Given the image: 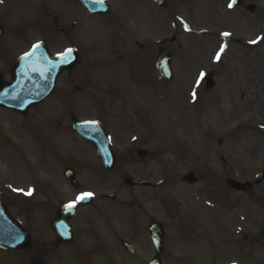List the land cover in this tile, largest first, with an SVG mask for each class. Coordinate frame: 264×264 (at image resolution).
Masks as SVG:
<instances>
[{"label":"rangeland","instance_id":"obj_1","mask_svg":"<svg viewBox=\"0 0 264 264\" xmlns=\"http://www.w3.org/2000/svg\"><path fill=\"white\" fill-rule=\"evenodd\" d=\"M32 1V8L16 5L12 18L21 23L26 37H42L51 47L53 42L63 44L75 21L76 41L91 47L82 53L79 70L85 75L113 73L124 92H109V84L96 83L97 78L94 85L99 88L78 89L74 103L53 99L25 119L0 111V178L24 192H33L36 186L34 203L22 199L27 195L17 191L21 205L32 211L26 222L25 207L13 208L22 225L30 223L35 238L54 242L53 207L91 192V203L81 208L87 213L80 222L83 236L80 230L78 239L82 237L84 248L75 249L72 255L64 252L71 264H117L120 259L109 246H104L107 260L88 256L91 241L82 229L84 223L87 230L91 224L92 234L115 230L127 239L136 237L132 244L141 260L128 254L125 264H148L155 256L147 233L153 221L166 232L163 264H264V180L255 185L256 175L264 172V40L249 43L264 37V0H245L235 10L228 6L231 0H170L171 11L175 8L184 14L192 31L182 33L176 28L167 32V39L178 37L167 48L175 63L174 79L169 83L155 77L145 50L131 70L100 68L91 61L106 53L107 40L94 31V21L81 31V14L71 0ZM142 2L146 0H110V5L128 17ZM247 5L255 7L253 14L246 11ZM39 6L38 12L51 9L64 26L55 41L48 39L53 30L45 19L34 16ZM101 20L102 27L115 26L112 18ZM23 21L31 27L24 29ZM226 32L236 42L217 61ZM162 33L158 23L155 35ZM117 41L122 49L128 43ZM15 51L11 45L9 52ZM208 71L215 74V87L210 91L194 88L196 75ZM193 91L197 100L192 98ZM71 107L78 120L98 119L105 125L120 159L112 172L103 168L90 145L66 130L70 122L64 119L65 112ZM65 169L75 172L78 190L61 176ZM189 172L195 173L198 183L184 182ZM125 176L149 186L128 188L122 184ZM229 180L251 183L253 191L234 192L227 186Z\"/></svg>","mask_w":264,"mask_h":264},{"label":"flooded vegetation","instance_id":"obj_2","mask_svg":"<svg viewBox=\"0 0 264 264\" xmlns=\"http://www.w3.org/2000/svg\"><path fill=\"white\" fill-rule=\"evenodd\" d=\"M28 1L29 0H0V85H4L7 87V85L11 84L13 80V72L17 62L20 59L24 58L26 56V53H31V50L34 45L42 44L52 56H61L59 55L60 53H64L67 49L71 48L74 52L78 54L80 61L78 64L73 65L71 69H67L59 75L56 82V89L54 94L45 102L41 103L40 106L46 104L47 102L53 99H59L58 101L61 103H74V97L76 96H74V93L77 92L78 89L79 92H83L85 91L84 88H87V91H89L88 89L91 90V88H93L94 86L95 87L92 89V91L96 90V88H99L98 85H94L97 78H99L100 81H96V83L106 81L109 84V92L115 93L119 90L123 91V89H121V85L118 83V80H115V76L113 75V73H106V75H104V73H101L99 75H85L82 71L79 70L81 64L83 68L82 53L84 54L85 51H87V53L90 52L91 47H88L85 43L81 42L80 40L76 41L78 40L77 35L74 36L73 33L77 31L78 25L77 23H75V21H72L73 23L71 26V31L67 30L66 25L67 41H65L63 44H57L56 42H53V45L51 47L49 46L47 41L44 40L42 37L35 38L33 40H31V38L26 37L25 33H22L21 23L12 22V18L14 16V9L16 5L24 7L25 4H27L26 7L32 8L33 1ZM71 1L74 10L81 14V31H85V29L94 21V31L102 35V40H107V49L105 50L106 53L102 56L98 55V58H96L95 61L91 62L98 64L100 68L112 70H131L133 65L138 61V57L140 56V54L143 53L145 50L146 56L148 57L151 63L153 73L155 74V77H158V72L155 68V59L159 51L163 49H159V40H177L175 37H171V39L166 38L167 32L171 29L174 30L175 26L173 23L175 16V8L173 9V11H171L172 6H170V0H146L145 3L142 2L139 3L138 6H135L134 15L128 17H126L125 11L123 12V15H120L119 12L115 9V6L110 5V0H99L108 4V9L105 6L103 8V10L106 9V12L102 11V8L100 7L97 10H95L94 8L93 11H91L92 13L88 12L85 8H83L77 0ZM40 7L41 6L36 9L37 12H35L34 16L36 18L45 19L46 26L54 31H51L49 33L48 39H52V41H55V39H57L56 36H58L57 33L64 32V26L60 23L58 19H56L57 15L54 14L51 9L48 10L46 13H42L38 12ZM104 18H112V21L115 23V26L113 28L102 27L103 25L101 19ZM158 23L163 30V33L161 35H155V29ZM23 26L24 29H27L31 27V24L23 21ZM97 38H92V40H97ZM117 40H128V43L126 47L122 49L118 46ZM161 44L164 45L165 42H162ZM11 45H13V47L16 49L14 53L9 52ZM147 49H150L151 52L147 53ZM41 57H43V54L41 55ZM141 65L142 63H139L138 65V70L140 71L142 70ZM120 66L122 67L119 68ZM111 76L112 79L110 80L109 78ZM80 81H82L83 83L78 88L79 84L81 83ZM128 82L130 83V81ZM203 82L204 80L199 82V84L201 85V83ZM63 87L65 88V91L62 90ZM66 91H71L73 93ZM40 106L32 108L28 114H31L34 109ZM73 112L74 109L72 111L71 107L65 112L67 117H65L64 119L70 122L66 130L72 133V135L77 136L72 128V121L75 118L72 116ZM90 120L97 121L98 119ZM131 152L132 151H129L128 153ZM250 191H253L252 185L250 186ZM0 200H2L5 206V210L8 213L5 214L7 218L10 217L13 220H19L18 216H16L12 212V210H14V207L21 208L24 206L26 212H22V214L25 215V217L24 215L23 217L25 218L26 222L31 220L30 208H28L27 205H21L20 199L15 196L14 189L11 186L10 181L1 178ZM27 202L30 203L29 201ZM64 205H66V203L61 202L59 207H53V216L55 218H57L60 208ZM82 207L83 206H76L78 211L77 216L71 218L69 221L72 233L71 237L69 235L66 238H59L56 237L54 234V242L50 243L47 242L46 239L35 238L32 235L30 223H27V227H24L22 225V228L28 234L30 245H25L26 247L21 250H14L8 247L0 246V264H71L68 259H65V253L72 255L75 249L84 248V242L82 237L78 241L81 230L80 222L82 217H84V214H87L85 212H81ZM107 221L110 225L113 223L110 222L108 218ZM154 223V221L151 222L149 224V227ZM85 224L86 223H84L82 229L88 235L91 241L90 249L88 248L86 251L88 256H102L106 259L104 254L107 252V249H104V246H109L111 247L113 254L116 255V258H120L117 264H121V262L122 264H125L126 255L128 254L136 260H141L140 258H137L138 252L136 253V250L133 245L134 241H136V237L129 236V239H127L126 235H123V232H117L115 230L114 232L111 231L101 235L95 232H93L92 234V232H90L91 224H88L89 230L85 228ZM93 224L95 225V223ZM13 231V228L9 227L6 221L0 223L1 236L3 233L8 234ZM147 233L149 236V243L155 253V247L152 243L151 235L148 231ZM165 238L166 236H164V242ZM109 241H113L114 245H109ZM101 242L102 244H100ZM127 244L131 245L130 250H127ZM164 244L165 243H163V246ZM128 251L131 253H129ZM164 251L160 256L162 263L164 262ZM51 257H53L54 260H49V258ZM155 258H157L156 253L152 260H154ZM152 260L150 259L148 264H150Z\"/></svg>","mask_w":264,"mask_h":264},{"label":"water","instance_id":"obj_3","mask_svg":"<svg viewBox=\"0 0 264 264\" xmlns=\"http://www.w3.org/2000/svg\"><path fill=\"white\" fill-rule=\"evenodd\" d=\"M81 2L83 3L84 1L81 0ZM85 4L89 5L91 4L90 1L84 2ZM242 0H236L234 6H238L241 5ZM253 7H248V10L250 12L253 11ZM234 40L230 39V38H225V46H227L229 43H233ZM165 54V53H162ZM160 55L158 58V69L160 70L161 74L168 80H170L172 78V71L170 68V60L167 59V57L165 58V56ZM59 60V59H58ZM32 75H36L38 77V75L40 74V71L37 68H34L31 71ZM208 79H210V76L208 77ZM209 81V80H208ZM208 84H210L208 82ZM212 87V83L208 86V89ZM13 87L6 91V93L9 92L10 96L3 99L5 96H7V94H3V96L0 98L2 99L0 102V106H4L13 110H17L20 111L25 110L26 107L28 106H33L36 105L38 103H40L53 89V86H51L48 90H44L42 89V91L40 89H35V90H30V91H19V90H12ZM11 92V93H10ZM8 94V95H9ZM93 126L95 127V124H86V123H81V122H74V129L83 137H85L88 141L92 142L98 149V153L100 154L101 158L103 159L105 165L107 168L109 169H113L114 164H115V159L112 156V154L110 153L109 149H108V143L97 134V131H94ZM263 178V176H261L259 178V181H261ZM66 179L73 185H75L72 181V177H71V173L68 172L66 173ZM186 181L188 183H194L196 180L194 179V175L193 174H188L186 176ZM123 183L125 185L128 186H132V187H139L142 185H147V184H143L142 182L138 181V180H134L131 179L129 177L124 178ZM230 186L238 191H245L246 187L243 185H240L236 182H233L230 184ZM70 213L72 214V212H70L67 208L62 209V211H60L59 214V219L56 220L53 223V229L57 234H61V231L66 232V225L68 223V219H69V215ZM64 220V221H63ZM152 239L154 242V245L157 247V251L159 252L161 250V243H162V239H163V232H162V228L154 226L152 229ZM62 236H64L62 234ZM9 240L11 242V244L14 245V247H20L21 243L23 242V240H20L19 237V233H15L14 236H9ZM153 264H160L158 261L154 262Z\"/></svg>","mask_w":264,"mask_h":264},{"label":"snow or ice","instance_id":"obj_4","mask_svg":"<svg viewBox=\"0 0 264 264\" xmlns=\"http://www.w3.org/2000/svg\"><path fill=\"white\" fill-rule=\"evenodd\" d=\"M235 2H236V0H231V3H229V5H228L229 8L233 7L234 4H235ZM186 30H187V29H186ZM222 35H224V36H230L231 34L226 32V33H223ZM261 40H264V37H257L256 39H253V40L249 41V43H251V44H258ZM39 47H40L39 44L34 45V46H33V50H35L36 48H39ZM225 47H226L225 45H221V46H220V50L216 53V57H215L217 61L220 60V58H221V54L225 51ZM72 52H73V49L69 48V49H67L64 53H60L59 55H61V56L65 57V58H67L68 56H70V55L72 54ZM25 55L28 56V55H31V53H26ZM200 76H201V79H202L203 76H204V74L201 73ZM197 85H199V80L197 81ZM192 96H193L194 99L196 98V92H195V91H193ZM91 123H94V122H91ZM14 191H19V192H21V193L24 194V195H31V194H32V191H31V190H29V191H27V192H24L23 189H14ZM93 195H94V194L91 193V192H82V193H80L78 196H76L75 200H73V201L69 202L67 205H65V207H66L69 211H71V210H72L73 208H75V207L77 206V204H79L81 201H84V200L90 199V198L93 197Z\"/></svg>","mask_w":264,"mask_h":264}]
</instances>
